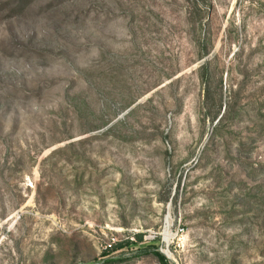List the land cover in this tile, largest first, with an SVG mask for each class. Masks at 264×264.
I'll list each match as a JSON object with an SVG mask.
<instances>
[{"label":"rangeland","instance_id":"obj_1","mask_svg":"<svg viewBox=\"0 0 264 264\" xmlns=\"http://www.w3.org/2000/svg\"><path fill=\"white\" fill-rule=\"evenodd\" d=\"M0 264H264V0H0Z\"/></svg>","mask_w":264,"mask_h":264},{"label":"trees","instance_id":"obj_2","mask_svg":"<svg viewBox=\"0 0 264 264\" xmlns=\"http://www.w3.org/2000/svg\"><path fill=\"white\" fill-rule=\"evenodd\" d=\"M157 255H160L158 252H156Z\"/></svg>","mask_w":264,"mask_h":264},{"label":"bare ground","instance_id":"obj_3","mask_svg":"<svg viewBox=\"0 0 264 264\" xmlns=\"http://www.w3.org/2000/svg\"><path fill=\"white\" fill-rule=\"evenodd\" d=\"M167 234V233H166ZM168 236V235H167Z\"/></svg>","mask_w":264,"mask_h":264}]
</instances>
